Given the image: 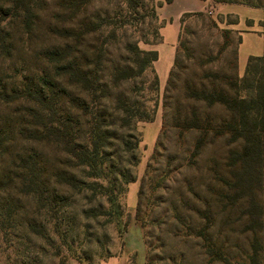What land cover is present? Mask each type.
Here are the masks:
<instances>
[{
    "label": "trees",
    "instance_id": "16d2710c",
    "mask_svg": "<svg viewBox=\"0 0 264 264\" xmlns=\"http://www.w3.org/2000/svg\"><path fill=\"white\" fill-rule=\"evenodd\" d=\"M100 1L64 2L67 4L56 19L61 25L58 29L61 45L48 51L45 57L56 76L44 70L41 76L28 77L25 84L10 90L1 84L0 105L17 102L22 109L16 111L17 118L13 119L22 122V127L20 132L0 129V189L6 201L0 209L7 211V218L0 212L3 215L0 229H9L16 222L17 212L5 193L14 181L19 182L21 193H34L35 200L46 205L43 184L50 182L43 179L46 163L34 151H20L17 136L22 145L48 142L58 148L57 165L61 169L55 183L61 187H78L82 182L77 174L86 171L90 178L104 179L105 187L88 185L101 190L114 218L119 217L120 209L117 183L128 185L136 181L131 170L138 164L140 143L135 126L155 120L160 88L155 64L159 53L142 50L139 42L128 35L127 27L148 18L157 19L156 9L160 6L154 4L149 16L145 12L140 14L142 7L138 0H124L120 12L96 10ZM210 1L264 8V0ZM172 2L167 0L169 4ZM46 7V1L43 7L39 0H0V52L14 51L19 32L31 34L39 26ZM190 17L191 14H184L182 23ZM197 17L205 22L208 16ZM229 18H234L229 25L239 23L237 16L228 15ZM155 37L156 43H162L158 32ZM203 37L196 41L205 46ZM241 43L239 32L233 59L220 70L209 68L202 58L195 61L189 53L182 55L177 46L164 99L166 122H169L164 128L174 135L173 156L168 162V169L173 171L169 180L173 238L182 237L181 227L186 225L187 231L193 233L202 222L200 230L191 236L199 240V245L202 243L211 264L226 261L213 238L215 211L218 215L228 212L230 223L232 211L239 208L237 211L245 216L250 228L264 234V58L250 57L245 76L240 79ZM195 52L200 53L196 49ZM228 69L232 74H228ZM240 85L247 94L230 99L225 87L240 91ZM9 98L11 101H7ZM218 107L231 113L229 121L214 116ZM185 140H193V147L182 164L180 161L185 156L180 144ZM231 143H236L235 151H229ZM211 148L210 157L203 159ZM14 154L18 161L13 159ZM13 166L22 172L17 177L13 175ZM185 169L192 170L193 175L184 172ZM144 183L139 192L140 201ZM51 199L57 201L55 193ZM196 241L191 242L192 250ZM248 255V264H264V242L254 238Z\"/></svg>",
    "mask_w": 264,
    "mask_h": 264
},
{
    "label": "rangeland",
    "instance_id": "374dc122",
    "mask_svg": "<svg viewBox=\"0 0 264 264\" xmlns=\"http://www.w3.org/2000/svg\"><path fill=\"white\" fill-rule=\"evenodd\" d=\"M45 1L47 7L39 26L29 35L19 32L14 51L5 49L0 52V89L2 85L9 90L22 86L28 81L26 78L41 76L44 70L51 73L50 76H56L45 57L48 51L52 52L61 45L62 38L58 34L61 25L56 19L67 0H39L43 7ZM138 1L142 7L140 14L145 12L151 16L153 5L160 6L156 9L157 19L148 18L139 25L130 24L127 27L128 35L139 42L142 50H155L159 45L156 43L155 32L161 37L162 30L167 26L164 48L171 49V40L175 39L177 26L170 25L173 19L183 9H205L186 13L191 14V17L185 24L181 19L178 46L182 55L189 53L195 61L202 58L213 70L230 65L238 45L239 31L229 25L234 18L227 19L228 15L218 14L223 13L221 6H218L220 4H214L210 0H175L174 5L167 3V0H155L154 3L151 0ZM122 4L124 0H101L96 10L120 12ZM198 14L208 16L205 22L197 17ZM201 36H204L202 41L206 42L205 46L196 41ZM195 49L200 53L197 54ZM228 74H232L230 69ZM238 76L240 79L244 78V68L238 71ZM166 85L162 83L159 88L155 120L135 126V136L140 143L137 151L138 164L131 170L136 181L128 185L117 183L116 194L120 204L118 218L110 215V204L101 190L91 189L88 185L95 183L105 187L107 182L104 179L90 178L86 171L77 174V179L82 182L78 187H61L55 183L61 169L57 165L58 148L48 142L22 145L17 136L20 151H34L46 163L47 173L43 179H50V182L43 184L46 205L37 202L34 193H21V186L17 181L5 192L9 194L10 203L17 215L13 227L0 229V264H211L210 258L202 249L201 240L199 245V240L191 236L200 230L202 222L194 228L193 233L187 231L186 225L181 227L182 237L179 240L173 238L172 203L169 201V180L173 177V171L172 168L168 169V162L170 156H173L171 148L174 135L169 128H164L165 124H169L166 122L164 109ZM240 89L238 91L234 87H225L224 90L232 99L237 95L247 94L242 85ZM7 101H11V98ZM21 109L17 102L0 105V129L20 132L22 122L13 118H17L14 114ZM214 116L229 121L232 115L226 109L218 107L214 110ZM11 122H15V126ZM191 147L193 140H185L180 144L181 153L185 156L180 161L182 164L185 158L187 160ZM236 148V143H231L229 151H235ZM212 152L211 148L202 158L210 157ZM16 154L13 159L18 161ZM149 166L150 172L147 173ZM186 171L190 174L192 170L185 169L184 172ZM20 173L22 172L18 166H13V175L17 177ZM144 181V195L140 201L139 192ZM54 193L57 201L51 199ZM4 197V192L0 189V208L6 202L2 199ZM237 210L232 211L230 223L228 212L226 215H218V211H215L213 238L226 261L212 264H248L251 242L256 237L261 243L264 242V234L258 229H251L248 220ZM0 212L7 218V211L2 212L0 209ZM1 214L0 219L3 216ZM192 241L197 242L195 250L191 248ZM119 255L120 257H115ZM111 257L114 258L110 259Z\"/></svg>",
    "mask_w": 264,
    "mask_h": 264
},
{
    "label": "crops",
    "instance_id": "0c3cea01",
    "mask_svg": "<svg viewBox=\"0 0 264 264\" xmlns=\"http://www.w3.org/2000/svg\"><path fill=\"white\" fill-rule=\"evenodd\" d=\"M159 1L161 2L162 0ZM174 2L175 0L172 2L173 5ZM218 6H221L223 10V13L217 12L218 14L223 16L235 15L239 18V23L234 26V29L242 34V43L239 46V71L243 68L246 69L250 57L264 58V8H254L237 4H220ZM204 10L183 9L177 15L176 19H173L170 25L176 24L177 26L175 30V39L173 38V40H171V49L164 48L165 39L168 34L166 31L169 26L162 30L163 41L155 48L159 53V60L155 64V69L161 87L162 83L166 85L175 62L182 16L186 13L201 12ZM120 255L115 257L118 258ZM112 258L114 257L110 259Z\"/></svg>",
    "mask_w": 264,
    "mask_h": 264
},
{
    "label": "built area",
    "instance_id": "2783aa9c",
    "mask_svg": "<svg viewBox=\"0 0 264 264\" xmlns=\"http://www.w3.org/2000/svg\"><path fill=\"white\" fill-rule=\"evenodd\" d=\"M211 14V13H210Z\"/></svg>",
    "mask_w": 264,
    "mask_h": 264
}]
</instances>
